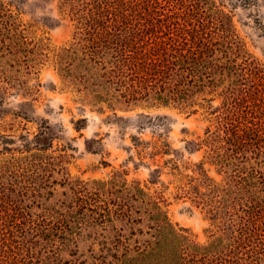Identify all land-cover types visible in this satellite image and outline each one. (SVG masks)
<instances>
[{
    "label": "trees",
    "instance_id": "16d2710c",
    "mask_svg": "<svg viewBox=\"0 0 264 264\" xmlns=\"http://www.w3.org/2000/svg\"><path fill=\"white\" fill-rule=\"evenodd\" d=\"M60 8L78 26L56 49V69L64 86L99 113L109 109L126 120L119 110L188 105L197 91L223 98L201 142L223 180L202 162L178 186V196L205 210L220 234L199 243L173 224L161 196L124 170L74 178L66 154L52 150L54 128L44 120L32 137L0 132V264L82 238L105 264H264V82L247 57L239 63L245 48L225 12L210 0H61ZM30 35L0 0V94L34 93L28 78L48 55ZM132 141L141 160L172 151L164 140Z\"/></svg>",
    "mask_w": 264,
    "mask_h": 264
},
{
    "label": "rangeland",
    "instance_id": "374dc122",
    "mask_svg": "<svg viewBox=\"0 0 264 264\" xmlns=\"http://www.w3.org/2000/svg\"><path fill=\"white\" fill-rule=\"evenodd\" d=\"M1 1L18 13L21 23L30 30L35 41L44 43L43 52L48 57L43 60L39 73L28 78L29 85L34 87L32 95L13 88L0 94V122L6 125L0 126V132L14 137L21 134L32 137L47 120L54 128L52 150L66 154L67 166L74 178H108L115 170H124L129 180L139 181L162 197L164 208L177 228H186L201 244L218 236L220 231L216 222L189 198L178 196V186L194 176L197 165L202 162L212 178L223 180L218 167L206 157L208 148L201 144L207 128L215 127L216 115L211 112L222 105L223 98L207 91H197L194 102L190 101L188 105L172 103L154 108L119 110L118 116L126 120L116 118L109 109L101 114L96 108L80 102L64 86L56 69L53 59L56 49L72 39L78 26L76 20L60 8L61 0ZM210 1L212 7L225 12L226 26L245 48L239 56V63L247 57L254 76L264 82V0ZM209 28L212 29L209 32L216 33L215 27ZM140 114L166 117L148 121ZM77 126L82 128L78 130ZM132 136L150 141L164 140L172 151L141 160L133 148ZM87 140H90L91 149L87 148ZM196 143H200V147L195 148ZM155 168L160 169L159 176H152ZM92 246L91 240L84 238L65 247L58 242L38 250L39 257L25 259L15 253L10 263L105 264L97 259L99 252ZM43 254L47 257L45 260L40 257Z\"/></svg>",
    "mask_w": 264,
    "mask_h": 264
}]
</instances>
